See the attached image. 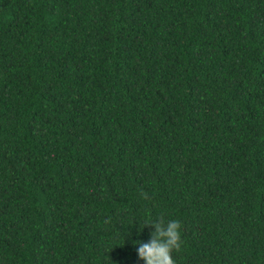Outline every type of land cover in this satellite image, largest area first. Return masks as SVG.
Wrapping results in <instances>:
<instances>
[{"label":"trees","instance_id":"trees-1","mask_svg":"<svg viewBox=\"0 0 264 264\" xmlns=\"http://www.w3.org/2000/svg\"><path fill=\"white\" fill-rule=\"evenodd\" d=\"M161 214L264 264V0H0V264H143Z\"/></svg>","mask_w":264,"mask_h":264},{"label":"clouds","instance_id":"clouds-1","mask_svg":"<svg viewBox=\"0 0 264 264\" xmlns=\"http://www.w3.org/2000/svg\"><path fill=\"white\" fill-rule=\"evenodd\" d=\"M145 225L153 226L150 238L147 241L133 240L143 264H177L175 253L185 244L181 232V220L161 214L154 219L146 217L145 222L140 224V231Z\"/></svg>","mask_w":264,"mask_h":264}]
</instances>
